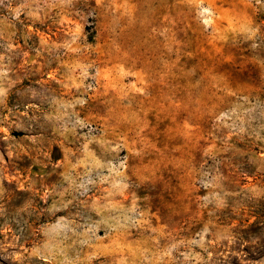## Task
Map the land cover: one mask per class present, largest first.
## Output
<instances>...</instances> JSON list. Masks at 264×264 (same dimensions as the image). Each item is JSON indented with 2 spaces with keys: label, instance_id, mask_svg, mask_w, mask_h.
<instances>
[{
  "label": "rangeland",
  "instance_id": "rangeland-1",
  "mask_svg": "<svg viewBox=\"0 0 264 264\" xmlns=\"http://www.w3.org/2000/svg\"><path fill=\"white\" fill-rule=\"evenodd\" d=\"M0 264H264V0H0Z\"/></svg>",
  "mask_w": 264,
  "mask_h": 264
}]
</instances>
